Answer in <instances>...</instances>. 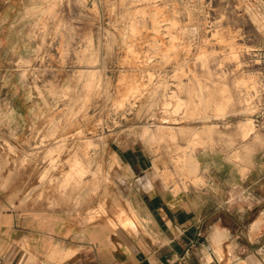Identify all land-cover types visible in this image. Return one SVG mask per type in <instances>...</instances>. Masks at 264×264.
<instances>
[{
    "label": "rangeland",
    "instance_id": "374dc122",
    "mask_svg": "<svg viewBox=\"0 0 264 264\" xmlns=\"http://www.w3.org/2000/svg\"><path fill=\"white\" fill-rule=\"evenodd\" d=\"M117 146L204 216L244 217L220 264H264V0H0V215L96 222L129 180Z\"/></svg>",
    "mask_w": 264,
    "mask_h": 264
},
{
    "label": "crops",
    "instance_id": "0c3cea01",
    "mask_svg": "<svg viewBox=\"0 0 264 264\" xmlns=\"http://www.w3.org/2000/svg\"><path fill=\"white\" fill-rule=\"evenodd\" d=\"M113 152L129 180L123 190H102V218L79 226L55 215H0V264H220L217 258L241 237L244 217L204 216L203 206L152 185L144 150ZM261 226L259 218L244 226L238 256H247L246 244L260 243Z\"/></svg>",
    "mask_w": 264,
    "mask_h": 264
},
{
    "label": "bare ground",
    "instance_id": "6f19581e",
    "mask_svg": "<svg viewBox=\"0 0 264 264\" xmlns=\"http://www.w3.org/2000/svg\"><path fill=\"white\" fill-rule=\"evenodd\" d=\"M206 104H207V102H206ZM196 111H197L196 107L191 108L190 109V115L195 114ZM86 145L88 146V143H86ZM77 149H78V147H77ZM78 150H80V149H78ZM81 154H82V152H81ZM69 162H70L69 163V170L64 175V178L62 180V185L67 184V183L72 182V181H73L72 183H74L75 185L78 184L80 182L81 177L83 176V174L87 170V166L89 163L88 160L84 161L83 159H81L80 155H78L77 153L73 156V158ZM192 164L193 163L190 160H188V165H192ZM187 167H189V166H187ZM192 168H191V170H193Z\"/></svg>",
    "mask_w": 264,
    "mask_h": 264
}]
</instances>
